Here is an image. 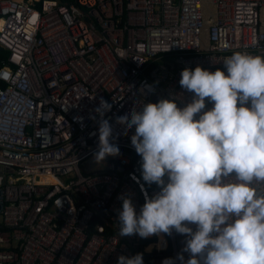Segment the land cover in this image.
<instances>
[{
	"label": "built area",
	"instance_id": "built-area-1",
	"mask_svg": "<svg viewBox=\"0 0 264 264\" xmlns=\"http://www.w3.org/2000/svg\"><path fill=\"white\" fill-rule=\"evenodd\" d=\"M0 45V264L176 257L185 237L175 232L119 235L122 196L139 212L145 190L159 189L141 177L134 129L124 135L115 118L172 93L184 106L193 95L179 84L185 68L264 55V0H0ZM101 98L113 105L105 118L121 154L83 172L98 151Z\"/></svg>",
	"mask_w": 264,
	"mask_h": 264
},
{
	"label": "clouds",
	"instance_id": "clouds-1",
	"mask_svg": "<svg viewBox=\"0 0 264 264\" xmlns=\"http://www.w3.org/2000/svg\"><path fill=\"white\" fill-rule=\"evenodd\" d=\"M179 84L193 94L184 106L172 93L115 118L124 135L134 129L141 177L159 189L145 190L139 212L122 196L119 235L184 236L181 252L162 264H264V55L236 51L215 71L185 68ZM112 107L101 98L95 109L97 164L121 154L105 118ZM117 264H144V253L121 255Z\"/></svg>",
	"mask_w": 264,
	"mask_h": 264
},
{
	"label": "rangeland",
	"instance_id": "rangeland-1",
	"mask_svg": "<svg viewBox=\"0 0 264 264\" xmlns=\"http://www.w3.org/2000/svg\"><path fill=\"white\" fill-rule=\"evenodd\" d=\"M110 157L111 156L106 157L104 162L97 164L96 160L94 159V155H92L86 158L84 161H82L80 163V167L83 172H93L97 169L104 168L107 163V160Z\"/></svg>",
	"mask_w": 264,
	"mask_h": 264
},
{
	"label": "trees",
	"instance_id": "trees-1",
	"mask_svg": "<svg viewBox=\"0 0 264 264\" xmlns=\"http://www.w3.org/2000/svg\"><path fill=\"white\" fill-rule=\"evenodd\" d=\"M60 1L69 4L74 0H60ZM7 63H8V51L0 45V68L6 65Z\"/></svg>",
	"mask_w": 264,
	"mask_h": 264
}]
</instances>
